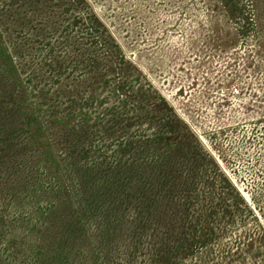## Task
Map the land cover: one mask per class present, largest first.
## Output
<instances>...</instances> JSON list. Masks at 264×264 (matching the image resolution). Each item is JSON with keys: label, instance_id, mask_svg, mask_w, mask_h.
I'll list each match as a JSON object with an SVG mask.
<instances>
[{"label": "rangeland", "instance_id": "rangeland-1", "mask_svg": "<svg viewBox=\"0 0 264 264\" xmlns=\"http://www.w3.org/2000/svg\"><path fill=\"white\" fill-rule=\"evenodd\" d=\"M0 264H264V0H0Z\"/></svg>", "mask_w": 264, "mask_h": 264}, {"label": "trees", "instance_id": "trees-1", "mask_svg": "<svg viewBox=\"0 0 264 264\" xmlns=\"http://www.w3.org/2000/svg\"><path fill=\"white\" fill-rule=\"evenodd\" d=\"M25 143H27V146H29L31 148L34 147V148H36L38 150H42V151L46 150V148H47L46 139L42 136V133L40 131H30V134H29L28 138H26ZM47 153H45V154H47ZM43 157H44V155H43ZM53 168H55V166L52 167L50 164H47L45 167V169H49L50 171H52ZM109 185H110L109 180L103 179L102 183L97 187L98 188H104V189H101V191H106L107 189H109L111 191V187H108ZM58 215H60V217L61 216L67 217L66 219L62 220L61 225L66 226L72 232H75L78 229V225L80 227V218L77 215H75L74 212H72L71 210L64 209L62 211V213H58ZM54 221L57 222L55 216H54Z\"/></svg>", "mask_w": 264, "mask_h": 264}]
</instances>
